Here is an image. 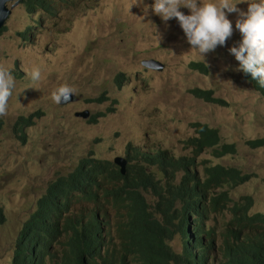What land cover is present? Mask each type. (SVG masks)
Instances as JSON below:
<instances>
[{"label": "rangeland", "instance_id": "rangeland-1", "mask_svg": "<svg viewBox=\"0 0 264 264\" xmlns=\"http://www.w3.org/2000/svg\"><path fill=\"white\" fill-rule=\"evenodd\" d=\"M57 2L55 17L39 12L30 15L18 4L0 33V66L7 67L16 81L7 115L0 117V209L4 217L0 264H11L18 232L48 184L68 175L82 158L91 154L112 164L121 156L127 160V169L134 171L142 165L136 151L190 156L183 141L194 136L191 124L196 122L217 129L221 145L236 148L235 154L220 159L209 151L202 153L197 158L199 170L220 164L250 175L248 182L230 190V197L233 202L251 197L250 214L264 212V146L252 149L247 145L264 139V96L243 80L239 62L229 52L242 41L235 24L242 19L239 12H247L248 0H230L239 9L226 12L233 34L204 60L191 49L175 18L165 22L153 13L154 0H137L130 7L134 0ZM178 10L191 14L186 7ZM27 29L30 32L23 39L19 33ZM150 61L156 64L147 65ZM191 62L203 63L208 74L190 70ZM35 68L41 71L39 81L31 80ZM119 74L123 77L120 87L115 82ZM64 85L75 93L72 100L56 104L52 94ZM195 88L212 90L227 106L194 98L189 90ZM101 95L107 100L87 102ZM81 111H88V118L74 117ZM35 112L41 115L24 130V140L17 139L13 134L16 118ZM98 113L104 116L88 123ZM149 171L159 178L155 168ZM114 185L106 177L94 201L76 195L67 214L81 217L97 209L111 250L118 246L117 231L125 221L124 212L106 195ZM143 196L152 210L154 196L150 192ZM228 219V213L210 214L204 221L210 236L202 238L214 243L210 260L220 255L221 232ZM168 246L181 253V237L175 235ZM46 264L53 263L48 259Z\"/></svg>", "mask_w": 264, "mask_h": 264}, {"label": "trees", "instance_id": "trees-1", "mask_svg": "<svg viewBox=\"0 0 264 264\" xmlns=\"http://www.w3.org/2000/svg\"><path fill=\"white\" fill-rule=\"evenodd\" d=\"M30 15L37 12L50 17L57 15V0H22L20 2ZM5 31V26L0 33ZM30 29L19 33L26 39ZM188 68L202 75L208 68L200 62H191ZM241 77L253 89L264 96V87L250 74L241 71ZM123 77L116 76L121 86ZM189 93L205 103L225 107L227 103L214 97L212 90L191 89ZM107 98L101 95L89 99L101 103ZM40 112L18 117L13 134L22 140L21 133L31 126L32 119ZM98 113L88 123H96ZM2 121L0 120V129ZM194 136L183 141L191 155L175 157L167 151L154 153L137 152L142 165L134 171L131 167L125 176L107 161L88 155L66 176L50 182L44 194L37 200L33 213L22 224L14 241L11 264H264V212L250 214L253 201L245 196L233 202L230 190L249 181L250 175L220 164L198 168L197 158L209 151L216 158L235 154L234 144H220L215 128L193 123ZM23 143V142H22ZM252 149L264 146V139L247 142ZM149 168H155L156 178ZM110 177L115 185L106 195L116 209L124 212L125 221L118 229V246L109 249L103 237L97 216L98 210L88 211L81 217H70L76 195L88 201L97 198L101 182ZM150 192L155 203L152 210L143 196ZM229 214L227 226L221 232L217 258L210 260L214 250L212 240L204 242V221L210 214ZM4 217L0 209V223ZM193 226V230H192ZM175 235L183 242L181 253L168 246Z\"/></svg>", "mask_w": 264, "mask_h": 264}, {"label": "clouds", "instance_id": "clouds-1", "mask_svg": "<svg viewBox=\"0 0 264 264\" xmlns=\"http://www.w3.org/2000/svg\"><path fill=\"white\" fill-rule=\"evenodd\" d=\"M135 3H137V0L130 3L129 7ZM236 4L231 3L230 0H219V3L212 2V0H208V2L199 0V4L197 0H154L152 11L165 22L175 18L191 49H195L197 54L204 60L207 53L214 51L217 46H224L232 36L233 26L231 21L226 18V12H239ZM180 7L188 8L191 14L185 15L178 10ZM145 12H147V8ZM239 14L242 19L237 20L235 27L241 33L242 41L238 47L230 48L229 52L239 62L240 70L250 74L261 87H264V0H259V2L248 0L247 12H239ZM40 79V69H33L31 80L39 81ZM15 87L16 81L11 71L7 67L0 66V117L7 115L8 102ZM74 93L75 89L64 85L52 94V99L56 104L66 103L71 100ZM27 128L25 127L20 134L22 140H24V130ZM112 164L116 166L113 161ZM116 167L120 173L119 166ZM128 169L126 165L125 175ZM100 228L104 229L102 223Z\"/></svg>", "mask_w": 264, "mask_h": 264}, {"label": "water", "instance_id": "water-1", "mask_svg": "<svg viewBox=\"0 0 264 264\" xmlns=\"http://www.w3.org/2000/svg\"><path fill=\"white\" fill-rule=\"evenodd\" d=\"M22 0H0V30L2 27H4L5 22L8 18V16L11 13V10L16 7L18 4H20ZM156 62L150 61L147 63V65H154ZM72 100V97H71ZM64 103V102H62ZM89 113L88 111H81V112H76L74 113V117H79V118H88ZM113 163L116 166H119L120 168V174L125 175L126 173V165L127 161L122 158V157H115L113 160Z\"/></svg>", "mask_w": 264, "mask_h": 264}, {"label": "flooded vegetation", "instance_id": "flooded-vegetation-1", "mask_svg": "<svg viewBox=\"0 0 264 264\" xmlns=\"http://www.w3.org/2000/svg\"><path fill=\"white\" fill-rule=\"evenodd\" d=\"M100 225H101V223H100ZM101 230H104L103 228H101Z\"/></svg>", "mask_w": 264, "mask_h": 264}]
</instances>
